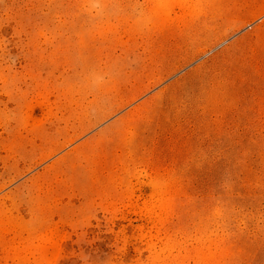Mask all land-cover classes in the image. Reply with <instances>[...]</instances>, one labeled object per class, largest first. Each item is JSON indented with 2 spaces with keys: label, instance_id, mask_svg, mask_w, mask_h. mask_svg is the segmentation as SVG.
Segmentation results:
<instances>
[{
  "label": "rangeland",
  "instance_id": "1",
  "mask_svg": "<svg viewBox=\"0 0 264 264\" xmlns=\"http://www.w3.org/2000/svg\"><path fill=\"white\" fill-rule=\"evenodd\" d=\"M0 264H264V0H0Z\"/></svg>",
  "mask_w": 264,
  "mask_h": 264
}]
</instances>
